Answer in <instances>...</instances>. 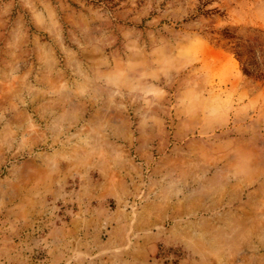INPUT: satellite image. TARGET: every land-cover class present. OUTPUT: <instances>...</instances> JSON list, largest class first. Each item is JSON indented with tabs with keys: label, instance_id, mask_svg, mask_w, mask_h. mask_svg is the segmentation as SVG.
<instances>
[{
	"label": "rangeland",
	"instance_id": "1",
	"mask_svg": "<svg viewBox=\"0 0 264 264\" xmlns=\"http://www.w3.org/2000/svg\"><path fill=\"white\" fill-rule=\"evenodd\" d=\"M222 28L264 73V0H0V264H264V80Z\"/></svg>",
	"mask_w": 264,
	"mask_h": 264
},
{
	"label": "trees",
	"instance_id": "2",
	"mask_svg": "<svg viewBox=\"0 0 264 264\" xmlns=\"http://www.w3.org/2000/svg\"><path fill=\"white\" fill-rule=\"evenodd\" d=\"M207 2L206 4H208ZM201 15H213L217 13V10L210 9L207 11L199 10ZM257 33V32H256ZM260 38V34L257 33V36L252 39V42H254L256 45L258 44V41ZM247 42V41H246ZM215 46L219 47L220 49L224 50H231V53L234 57V59L238 62L240 65V72L242 76L244 77H252L254 80L262 81L264 80V73H256L254 74L253 69H250V66L252 63L249 61H241L242 56H245V50L242 49V43L241 40L237 37H234L232 32L228 28H222L220 31L219 39L215 40ZM264 66V64H262Z\"/></svg>",
	"mask_w": 264,
	"mask_h": 264
}]
</instances>
